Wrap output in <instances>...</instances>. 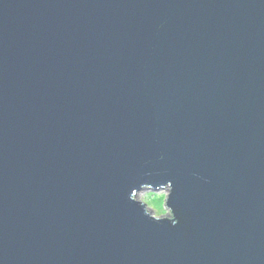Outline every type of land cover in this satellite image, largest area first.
<instances>
[{
  "label": "water",
  "instance_id": "1",
  "mask_svg": "<svg viewBox=\"0 0 264 264\" xmlns=\"http://www.w3.org/2000/svg\"><path fill=\"white\" fill-rule=\"evenodd\" d=\"M0 264H264V0H0Z\"/></svg>",
  "mask_w": 264,
  "mask_h": 264
},
{
  "label": "clouds",
  "instance_id": "2",
  "mask_svg": "<svg viewBox=\"0 0 264 264\" xmlns=\"http://www.w3.org/2000/svg\"><path fill=\"white\" fill-rule=\"evenodd\" d=\"M172 191L170 180L159 184L143 182L130 191L128 199L140 207L148 219L154 222L170 221L175 225L178 221L174 218V209L167 203Z\"/></svg>",
  "mask_w": 264,
  "mask_h": 264
}]
</instances>
